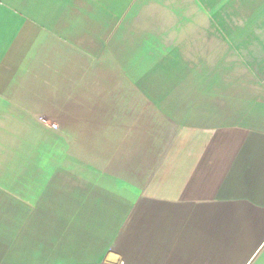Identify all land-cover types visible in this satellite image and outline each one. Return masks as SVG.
<instances>
[{
	"label": "crops",
	"instance_id": "obj_1",
	"mask_svg": "<svg viewBox=\"0 0 264 264\" xmlns=\"http://www.w3.org/2000/svg\"><path fill=\"white\" fill-rule=\"evenodd\" d=\"M137 1L0 0V149L6 134L23 144L41 143L35 136L39 117L64 132L71 128L66 118L85 119L77 131L85 136L76 140L89 150L99 149L103 135L118 141L119 113L110 121L102 109L66 113V71L82 69L80 58L105 52L117 71L121 66L135 79L144 76L147 46L144 41L133 49V18L151 0ZM158 43L152 40V52L158 53ZM154 71L160 79L144 84L166 87L174 79L168 70ZM198 92L193 102L209 96L207 109H192L191 120L177 114L180 106H158L176 119L179 138L165 161L138 162L150 166L141 173L129 160L131 173L82 170L79 176L66 174L63 152L18 157L11 165L27 172L14 167L17 172L0 174V264H264V97L224 96L214 105L215 94ZM176 97L166 102H180ZM60 144L65 151L66 142ZM78 159L79 165L107 161Z\"/></svg>",
	"mask_w": 264,
	"mask_h": 264
},
{
	"label": "rangeland",
	"instance_id": "obj_2",
	"mask_svg": "<svg viewBox=\"0 0 264 264\" xmlns=\"http://www.w3.org/2000/svg\"><path fill=\"white\" fill-rule=\"evenodd\" d=\"M139 4H142L140 0L135 2L136 6ZM133 24L136 32L133 49L136 50L144 41L147 46L143 56L146 66L144 76L135 79L132 72L129 71L127 75L125 71L128 70H122L121 66L117 71L105 52L94 57L87 56L86 61L80 58L78 65L82 69L66 71L67 77L71 78L66 83V113L86 115L91 110L102 109L101 112L108 115L104 121H110L112 116L116 117L119 113L118 141L111 143L108 139L114 140L115 135L102 134L99 149L89 150L78 145L76 140L85 136L77 135L78 123L85 119L66 118V126L71 128H66L64 132L54 120L39 117L35 119L40 127L35 136L41 143L27 141L28 143L23 144L19 140L14 141L12 134L5 135L7 140L0 149V174L17 172L18 169H21L20 173L27 172L26 166L11 165L16 163L18 157L53 158L62 152L66 154V174L80 176L84 174L82 170L85 173L105 174L109 171L126 174L129 172L125 166L128 160L133 163L134 172L141 173L150 166L145 165L143 169L137 166L138 162H155L154 166L163 162L164 156L173 151L171 143L178 137L176 119L172 121L168 115L159 111L158 106L162 103L180 106L182 110H177V114L191 120L192 109H207L205 106L209 96H197L195 103L193 102L197 91L202 94L210 90L215 94L214 105H222L223 102L217 99L224 96L228 99V96L236 98L256 93L264 97V0H151L138 7ZM147 36L159 42L158 53L161 54L152 52L149 48L153 45L152 40ZM149 41L151 43L148 44ZM147 57L158 59L155 63L147 62ZM157 62L159 64L155 66L158 68L155 69L154 64ZM123 65L126 63L123 62ZM164 69L168 70L167 76L174 77L166 82V87L144 84L146 79L161 77L159 73L158 76H151L156 72L154 70L162 72ZM125 77L133 81L134 87ZM162 94H165L163 98ZM114 95L119 96L118 101L111 100ZM144 95L155 101H150L149 104ZM174 95H177L180 102H166L173 100ZM160 99L163 100L159 101ZM230 108L233 107L225 109ZM124 116L126 117L122 118ZM44 140H48V145L43 147ZM60 141L66 142V145L63 144L66 146L65 151L61 148ZM24 145H31V150L21 148ZM86 156L107 158V161H103L105 165L99 166L79 165L78 158ZM37 166H33V170L36 168V172L41 173V167ZM6 169L8 171H4Z\"/></svg>",
	"mask_w": 264,
	"mask_h": 264
}]
</instances>
